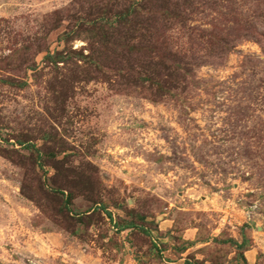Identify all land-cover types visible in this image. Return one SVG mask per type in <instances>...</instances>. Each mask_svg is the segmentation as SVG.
I'll use <instances>...</instances> for the list:
<instances>
[{"label":"rangeland","instance_id":"1","mask_svg":"<svg viewBox=\"0 0 264 264\" xmlns=\"http://www.w3.org/2000/svg\"><path fill=\"white\" fill-rule=\"evenodd\" d=\"M264 264V0H0V264Z\"/></svg>","mask_w":264,"mask_h":264},{"label":"trees","instance_id":"2","mask_svg":"<svg viewBox=\"0 0 264 264\" xmlns=\"http://www.w3.org/2000/svg\"><path fill=\"white\" fill-rule=\"evenodd\" d=\"M184 264H192L191 262H189V261H185V263Z\"/></svg>","mask_w":264,"mask_h":264}]
</instances>
